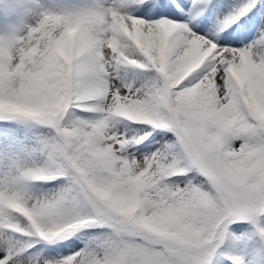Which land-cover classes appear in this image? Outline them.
I'll return each instance as SVG.
<instances>
[{
	"label": "snow or ice",
	"instance_id": "6c2138e0",
	"mask_svg": "<svg viewBox=\"0 0 264 264\" xmlns=\"http://www.w3.org/2000/svg\"><path fill=\"white\" fill-rule=\"evenodd\" d=\"M0 120L54 131L0 183V264H210L264 213V0L44 13L0 36Z\"/></svg>",
	"mask_w": 264,
	"mask_h": 264
},
{
	"label": "rangeland",
	"instance_id": "374dc122",
	"mask_svg": "<svg viewBox=\"0 0 264 264\" xmlns=\"http://www.w3.org/2000/svg\"><path fill=\"white\" fill-rule=\"evenodd\" d=\"M232 0H221L229 3ZM91 3V0H0V36H8L34 26L44 13L61 14L68 9ZM256 29L249 28L243 47L255 40ZM41 133L51 140L54 131L49 126H42ZM19 129L0 126V183L12 178L28 168L44 166L47 162L49 148L36 138L20 140ZM52 185L35 184L32 191L39 195L50 189ZM38 189V190H37ZM218 243V242H217ZM243 263L250 264V253L243 252Z\"/></svg>",
	"mask_w": 264,
	"mask_h": 264
},
{
	"label": "trees",
	"instance_id": "16d2710c",
	"mask_svg": "<svg viewBox=\"0 0 264 264\" xmlns=\"http://www.w3.org/2000/svg\"><path fill=\"white\" fill-rule=\"evenodd\" d=\"M0 126L19 129L20 140L36 138L47 145L51 140L41 133L43 124L32 121L0 120ZM254 224L249 220H239L228 225L224 238L218 241V247L210 259V264H243L242 253L250 252L251 264H264V213L256 218Z\"/></svg>",
	"mask_w": 264,
	"mask_h": 264
},
{
	"label": "bare ground",
	"instance_id": "6f19581e",
	"mask_svg": "<svg viewBox=\"0 0 264 264\" xmlns=\"http://www.w3.org/2000/svg\"><path fill=\"white\" fill-rule=\"evenodd\" d=\"M38 190V189H37Z\"/></svg>",
	"mask_w": 264,
	"mask_h": 264
}]
</instances>
